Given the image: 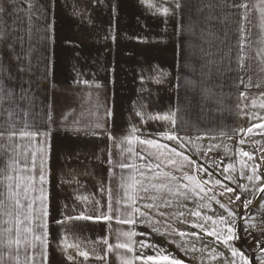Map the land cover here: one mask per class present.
<instances>
[{"label":"crops","instance_id":"obj_1","mask_svg":"<svg viewBox=\"0 0 264 264\" xmlns=\"http://www.w3.org/2000/svg\"><path fill=\"white\" fill-rule=\"evenodd\" d=\"M261 211L264 0H0V264H225Z\"/></svg>","mask_w":264,"mask_h":264},{"label":"rangeland","instance_id":"obj_2","mask_svg":"<svg viewBox=\"0 0 264 264\" xmlns=\"http://www.w3.org/2000/svg\"><path fill=\"white\" fill-rule=\"evenodd\" d=\"M258 213L250 220L228 217L225 264H264V218Z\"/></svg>","mask_w":264,"mask_h":264},{"label":"built area","instance_id":"obj_3","mask_svg":"<svg viewBox=\"0 0 264 264\" xmlns=\"http://www.w3.org/2000/svg\"><path fill=\"white\" fill-rule=\"evenodd\" d=\"M259 215H261V217L264 218V211L259 213Z\"/></svg>","mask_w":264,"mask_h":264}]
</instances>
